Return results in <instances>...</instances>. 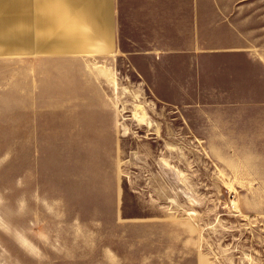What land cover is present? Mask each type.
Instances as JSON below:
<instances>
[{"label":"rangeland","instance_id":"rangeland-1","mask_svg":"<svg viewBox=\"0 0 264 264\" xmlns=\"http://www.w3.org/2000/svg\"><path fill=\"white\" fill-rule=\"evenodd\" d=\"M23 25L51 47L49 25ZM51 54L0 55V264H264L254 215L238 207L251 182L201 146H162L170 115L120 72H94L97 133L75 136L86 93L53 83ZM13 119L32 140L10 139Z\"/></svg>","mask_w":264,"mask_h":264},{"label":"crops","instance_id":"crops-1","mask_svg":"<svg viewBox=\"0 0 264 264\" xmlns=\"http://www.w3.org/2000/svg\"><path fill=\"white\" fill-rule=\"evenodd\" d=\"M260 2L0 0V55L52 53L43 58L54 60L51 70H46L53 74V83L77 84L86 93L85 99L77 100L87 105L86 110L79 108L70 120L80 131L75 136L97 133L94 72L99 71L103 82L114 71L133 78L139 98L170 115L174 135L162 146H185L188 152L201 146L216 168L234 171L251 182V188H238V207L254 215L264 238V6ZM46 10L48 18L38 15ZM23 22L35 30L49 25L51 47L35 40L30 30L24 35ZM8 123L11 140H32L30 122Z\"/></svg>","mask_w":264,"mask_h":264},{"label":"bare ground","instance_id":"bare-ground-1","mask_svg":"<svg viewBox=\"0 0 264 264\" xmlns=\"http://www.w3.org/2000/svg\"><path fill=\"white\" fill-rule=\"evenodd\" d=\"M136 116L140 119V122L145 121L143 114L141 116H138V115H136Z\"/></svg>","mask_w":264,"mask_h":264}]
</instances>
